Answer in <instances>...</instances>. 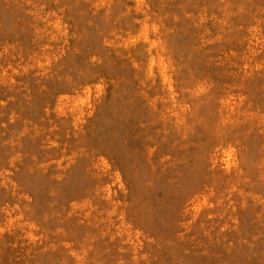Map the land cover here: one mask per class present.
Wrapping results in <instances>:
<instances>
[{"label": "rangeland", "instance_id": "obj_1", "mask_svg": "<svg viewBox=\"0 0 264 264\" xmlns=\"http://www.w3.org/2000/svg\"><path fill=\"white\" fill-rule=\"evenodd\" d=\"M0 264H264V0H0Z\"/></svg>", "mask_w": 264, "mask_h": 264}]
</instances>
